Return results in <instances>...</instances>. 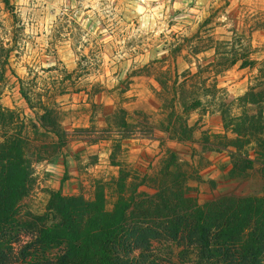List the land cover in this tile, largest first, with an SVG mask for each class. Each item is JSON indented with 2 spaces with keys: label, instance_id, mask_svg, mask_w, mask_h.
<instances>
[{
  "label": "rangeland",
  "instance_id": "374dc122",
  "mask_svg": "<svg viewBox=\"0 0 264 264\" xmlns=\"http://www.w3.org/2000/svg\"><path fill=\"white\" fill-rule=\"evenodd\" d=\"M10 3L15 18L0 0V47L10 49L0 105L13 120L7 114L0 119V143L11 131H22L28 140L25 153L33 174L31 190L18 207L22 224L50 222L49 200L58 190L93 201L102 188L111 210L120 171L128 176L126 196L130 184L152 195L171 155L200 205L224 194L264 199V159L244 181L232 182L229 156L203 144L207 137L232 138L220 112L239 115L236 99L258 72L243 68L231 52L238 50L237 59L264 61V0ZM0 55L3 59L5 53ZM175 74L178 99L170 89ZM180 92L181 101L195 106L188 112ZM172 106L192 129L194 143H179L168 130ZM45 107L66 132L63 145L40 126ZM255 149L251 145L245 152L253 158ZM24 232L13 245L12 264L30 260L17 257L30 238L31 231ZM153 249L159 264H189L176 244L155 243Z\"/></svg>",
  "mask_w": 264,
  "mask_h": 264
},
{
  "label": "trees",
  "instance_id": "16d2710c",
  "mask_svg": "<svg viewBox=\"0 0 264 264\" xmlns=\"http://www.w3.org/2000/svg\"><path fill=\"white\" fill-rule=\"evenodd\" d=\"M3 4L15 18L10 0H3ZM0 52L5 53L3 59L0 55L1 80L10 49L0 47ZM238 53L231 52L234 61L240 60L243 68L256 69L258 75L245 94L236 99L238 116L229 118L228 109L220 112L224 131L232 138L217 136L215 142L207 137L203 142L205 149L229 156L228 177L232 182L244 181L256 161L264 159V61L237 59ZM178 84L175 74L170 86L173 99L179 97L175 88ZM179 95L185 112L195 107L193 103L187 106L185 100L181 101V92ZM42 111L40 126L56 137L57 145H63L66 132L57 116L47 107ZM171 112L168 130L174 131L177 142L194 143L192 129L176 115L173 106ZM5 114L13 120L12 113L0 105V119ZM27 141L22 131H11L0 143V264H12L13 245L26 229L31 231L30 238L17 257L22 261L30 257L27 264H159L153 245L163 242L182 247L181 257L189 264H264V199L224 194L200 205L173 155L161 168L152 195L138 193L137 186L130 184L126 196L128 176L120 171L118 197L111 210H107L102 188L93 201L63 196L58 190L49 200L53 216L50 222L40 227L22 224L17 219L18 207L31 190L33 174L25 153ZM251 145L256 147L253 158L245 152ZM54 251L55 256L48 258Z\"/></svg>",
  "mask_w": 264,
  "mask_h": 264
}]
</instances>
